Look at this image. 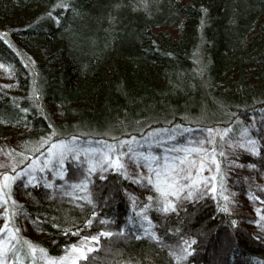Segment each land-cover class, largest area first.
Instances as JSON below:
<instances>
[{
  "label": "trees",
  "instance_id": "1",
  "mask_svg": "<svg viewBox=\"0 0 264 264\" xmlns=\"http://www.w3.org/2000/svg\"><path fill=\"white\" fill-rule=\"evenodd\" d=\"M61 2L70 7L0 0V139L11 134L15 143H33L55 131L52 140L92 141L168 127L217 134L231 126L237 134L251 117L264 118V0ZM221 158L217 152L219 175ZM65 167L68 181L81 173L73 162ZM105 176L95 173L91 182L95 207L49 195L41 184L22 189L26 214L14 224L20 236L58 256L103 229L113 235H101L90 259L78 264H176L164 244L129 223L136 212L127 193H148L117 172ZM231 219L211 196L180 203L168 220L195 237L186 264H264V238Z\"/></svg>",
  "mask_w": 264,
  "mask_h": 264
},
{
  "label": "snow or ice",
  "instance_id": "2",
  "mask_svg": "<svg viewBox=\"0 0 264 264\" xmlns=\"http://www.w3.org/2000/svg\"><path fill=\"white\" fill-rule=\"evenodd\" d=\"M142 4L146 5L147 0H141ZM58 6L68 8L70 5L66 2L62 3L61 0H57L56 4L52 7ZM204 11H207L204 9ZM51 15V12L48 13ZM112 19V17H109ZM203 23V20L201 21ZM2 35V33H0ZM0 67H4L0 65ZM10 86V85H6ZM27 112L28 109H23ZM229 128H225L223 132H217L220 140L223 142L221 145H216V136L213 135L214 129L208 128L206 131L209 133V137L206 140L199 141L200 144L207 143L208 145H216L210 147L207 151L202 147H182L180 151L185 155L178 156L173 160L164 159L163 164L160 163V158L152 152H141L136 151L132 144L127 145V152L123 148L117 150L114 144H108L103 148H81L75 142L77 137H68L66 140H52L55 131L49 133L47 137L42 138L43 143L51 141V147L47 149L48 156L34 157L32 162L26 165V169H20L15 174H10L8 171H4L0 174V204L5 205L3 210H0V217H3L4 223L0 225V264H35L37 253L43 264H78L80 260L90 259L89 253L93 252V245L88 242L98 241L100 236H112L113 233L101 229V232L96 235L88 237H81V241L84 243H73L65 246L63 255L59 257L47 255V250L39 246L36 242L22 238L20 236V229L15 227L16 217L24 216L26 214V208L23 204L16 201L12 196V186L18 179L21 181L25 189L30 185H40V180L36 178L35 173L37 170L41 173L45 172L46 169L52 170V175L60 177L64 180L63 185H55L47 178L43 180V184L47 188H62L63 194L72 195L71 190H67V186L71 183L72 189H78L85 195L78 197L88 204H93L94 201L91 197L88 185L91 183L89 177L96 173L100 175L103 180L106 178L105 173L109 171L117 172L123 178L130 180L133 183L143 185L145 190L151 189L155 192V195L149 194L146 197L147 203H143L142 206L137 204L138 197L134 193H127L130 201L134 205V211L140 222V228L145 229L143 235L149 237L152 240L160 242L162 238L155 230V225L150 216L147 214L149 209H155L164 219H167L170 213L178 211L180 207V201L183 200H199L203 197L211 196L217 200V212H223L226 216H231L234 213V205L237 204L235 200V193L227 191L225 179L222 175H219L220 161L216 160V153L219 152L220 156L227 157L235 148H240L246 152L251 153L253 156H261L264 151V136L252 135L248 127L242 128L237 136L241 137L240 140H232L230 137L225 140L226 134L230 131ZM252 127H255L254 125ZM121 145H125L124 140L120 141ZM224 145H227L225 147ZM179 147V146H178ZM81 153L88 156L87 160L81 158ZM192 153H200L203 155V159L199 161V168L196 165V157L192 156L191 159L188 157ZM210 158L216 162L217 176L213 177V181L216 179L220 180V184L217 185L212 182L211 187H207L209 182L208 177L200 175L205 167H208L206 161ZM43 160V164L39 162ZM72 160L73 162L79 161L75 164L77 171L83 169L81 172L80 179L78 181L69 182L64 179L67 168L65 167V161ZM11 163V162H9ZM229 164L237 163L235 161H228ZM131 164H135V169L130 168ZM86 165V167H85ZM5 165L0 164V167ZM59 166V167H58ZM240 167H248L255 169L257 167L254 163H248L247 165L240 164ZM11 167L15 168V164H11ZM143 169H147L144 172ZM211 173V169L209 168ZM87 173V175H84ZM246 180L248 178H245ZM253 185H249L248 196L250 200L260 201L262 198L255 195L251 188ZM256 188H264V185L256 184ZM222 201V202H221ZM83 207V205H80ZM95 207V205H94ZM259 219L250 221L255 223L261 229V235H257L256 239H261L264 236V210L261 207L255 209ZM91 217H97V212L92 211ZM40 218L37 217L33 220V224L39 228ZM104 223L109 221L105 219ZM137 221L129 217V223L135 224ZM92 219H86L85 225H91ZM237 219H231V225L235 227L237 225ZM67 231H71L68 229ZM79 232V229H76ZM120 233H124L125 228H120ZM169 232H179V228H169ZM139 238V237H138ZM195 242V237L190 239L181 238L180 244L183 245L181 248L179 245L176 247L179 251L172 250L170 248V254L175 258L176 261H182L192 251L191 243ZM19 245V251L17 246ZM25 250L28 255H22Z\"/></svg>",
  "mask_w": 264,
  "mask_h": 264
},
{
  "label": "rangeland",
  "instance_id": "3",
  "mask_svg": "<svg viewBox=\"0 0 264 264\" xmlns=\"http://www.w3.org/2000/svg\"><path fill=\"white\" fill-rule=\"evenodd\" d=\"M248 124H250L249 131L252 135L256 136H264V118H261L260 120H257L255 118L248 119ZM253 123H257L254 125ZM255 127H252V126ZM106 135V138L102 137V140H92V141H76L75 143L81 147V148H103L107 146L108 144H111L110 142H118L121 140H124L126 142L125 145H121L119 142L118 144H114L115 148L117 150L123 148L125 152H127V145L132 144L136 151H141V152H152L156 154L160 158V163L163 164L164 159L167 158L168 160H173L178 156L185 155L183 152L180 151V148L182 147H202L206 151L210 147H214L216 145H208L207 143L205 144H200L199 141L201 140H206L209 137V133L206 131V129H201V128H195V127H187L185 129L180 128L178 129L173 127V128H166V129H155L151 130L148 133L141 134V135H121V134H116L113 133L111 135L104 134ZM213 135L216 136L217 134L215 131L213 132ZM111 137V139H108V137ZM231 138L232 140H240L242 139L241 137L237 136V134H234L232 132L226 134L225 140L228 138ZM109 142H108V141ZM46 143H43V140H38V141H33L32 142H14L13 136L11 134H6L3 138L0 139V164L5 165L4 167H0V174H2L4 171H8L10 174H15V172L19 171L20 169H26V165L32 162L34 157H41L43 154L44 157L48 156V151L47 149L51 147V144H49V147L46 148L45 146ZM223 144V143H222ZM37 145V146H35ZM39 146V147H38ZM179 146V147H178ZM227 147V145H224ZM250 156L253 160V163L257 165L255 169H250L248 167H240V164L247 165L249 162L245 161L242 159L243 156ZM192 156L196 157V167L199 168V161L203 159V155L200 153H192L188 158L191 159ZM81 158L83 160H87L88 156H85L83 153H81ZM222 162L223 166L225 168V174L222 171V176L225 179V184L227 191L229 192H234L235 193V200L237 201V204L234 205V213L235 218L241 222L244 225L249 226L254 230L255 233L258 235H261V229L255 224L251 223L250 221L259 219L257 216V213L255 209L257 207H261L262 210H264V188H256L254 185L260 184L264 185V151H262L261 156H253L251 153L246 152L243 149L240 148H235L227 157H222ZM218 161V159H216ZM235 161L237 163L234 164H229L228 161ZM11 162V163H9ZM41 165L43 164V160L41 159L39 161ZM67 162H73L72 160H66L65 163ZM74 164H78L79 161L73 162ZM208 167H205L203 171L200 173L202 176L208 177L209 182L207 183V187L212 186V182H215L217 185H219L220 180L216 179L213 181V177L217 176V169H216V162L213 161L210 158L209 154V159L206 161ZM11 164H15V168L11 167ZM59 167V166H58ZM86 167V165H85ZM135 164H131L130 168L135 169ZM209 168L211 169V173L209 172ZM144 172H147V169H143ZM80 172H83V169H80ZM221 171H219V174ZM95 174V173H94ZM94 174H92L89 177V180L92 182ZM81 175V173H80ZM80 175L78 176L77 179L72 180V181H78L80 179ZM84 175H87V173H84ZM35 176L37 179L40 180V184H43V180L45 178L51 180L53 184L55 185H63L64 180H62L60 177H55L52 175V170L46 169L45 172L41 173L37 170L35 173ZM245 178H248L247 180ZM64 179H66L64 177ZM69 182H71L69 180ZM138 186V189L145 191V193L148 194H140V198L138 197L139 194L136 196L138 197L137 204H140L142 206L143 203H147L148 201L146 200V197L149 194L155 195V192L149 189L148 191L145 190L143 185H139L136 183H133ZM253 185L251 188V191L255 193V195H258L262 198L260 201H254L250 200L248 196V192L250 190L249 185ZM91 183L88 185V188L90 190ZM25 187L21 183V181L18 179L13 183L12 186V196L16 201L20 200L19 194L22 189ZM49 195L58 197V198H63L67 202H75V203H86V201L82 199H77L78 197H81L85 195V193L80 192L78 189H72L71 188V183L67 186V190L72 191V195H66L63 194L62 188H47ZM143 197V198H142ZM187 200L180 201L179 203H182ZM91 205V204H90ZM5 205L0 204V210H3ZM134 207V205H133ZM177 212V211H176ZM176 212L170 213L167 219H164L160 213H158L155 209H149L148 210V215L152 219L155 225V230L160 234V228H165V231L162 232L160 237L162 240L158 242L160 245L164 244L165 249L167 251V254L173 259V261L176 264H186V261L188 259V256L186 259L182 261H176L175 258L170 254V248L172 250L179 251V249L176 247L179 245L181 248L183 247L182 244H180L181 238L183 239H190L191 237L185 235L183 232H181V229L179 227V221L171 222L168 220L169 218L175 217ZM133 220H136L137 222L134 224L135 228L137 229L138 232L143 234V231L145 229L140 228V222L139 219H136L135 216H132ZM96 219V217H95ZM94 219V220H95ZM96 221V220H95ZM97 222V221H96ZM4 219L3 217H0V225H3ZM169 228H179V232H169ZM101 232V231H98ZM86 237V236H85ZM147 237V236H146ZM149 238V237H148ZM264 238V236H262ZM97 241L94 242H88L93 245L96 244ZM75 243H84L81 241V237L76 241ZM97 249V247H94L93 252ZM93 252L89 253L88 255H91ZM63 255L60 254L58 256L54 257H59ZM79 263V262H78ZM35 264H43V262L39 258V253H37L36 261Z\"/></svg>",
  "mask_w": 264,
  "mask_h": 264
}]
</instances>
